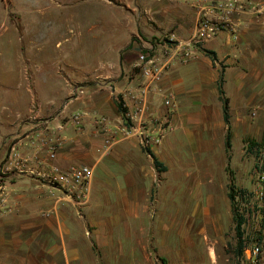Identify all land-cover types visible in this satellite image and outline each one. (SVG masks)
Listing matches in <instances>:
<instances>
[{"label": "rangeland", "instance_id": "374dc122", "mask_svg": "<svg viewBox=\"0 0 264 264\" xmlns=\"http://www.w3.org/2000/svg\"><path fill=\"white\" fill-rule=\"evenodd\" d=\"M108 1L0 0V108L13 109L16 113L26 110L33 93L46 102L58 100L67 92V78L76 77L78 70L92 73L103 63L114 62L119 54L117 47L127 40L128 30L126 16L119 9L111 8ZM122 1L114 0L117 4ZM200 4L202 0H198L199 7ZM152 44L161 47V51L143 49L145 59L140 56L143 75L148 60L153 59L164 75L172 57L179 56L178 62L184 65L194 56L192 47H200L203 43L194 44L192 37L176 41L168 35L153 39ZM185 49L191 51L190 58H184ZM220 67L221 72L225 66ZM29 69L38 72L35 74L37 84L33 86H29ZM36 87L40 90H35ZM260 87L256 81V97L246 108L249 116L246 124L237 125L232 120L235 137L230 154L224 147L221 152L211 154L209 160L205 154L184 150L170 155L169 163L165 153L166 171L158 170L138 155L139 167H143L145 173L152 169L153 177L150 192L146 191V196L144 191L141 193L149 209L143 217L146 228L143 236L138 232L140 219L124 217L121 204L106 201L102 193L88 212L94 224L89 220L83 206L91 200L93 178L86 193L70 195L47 183L36 172L47 169L51 144L57 145V155L66 144L69 139L63 133L66 125L71 123L77 130H84L87 117L92 120V132L101 139L104 150L110 152L116 148L111 169H119V147L126 138L137 137L140 148L159 152L163 138L174 128L177 98L173 92L165 95L166 112L163 115L155 116L148 126L144 119L140 123L144 126V137L122 132L124 126L137 125L127 116L126 120L115 123L99 112L75 111L65 115L61 125H50L45 121L12 135L1 165H13L12 171H24L25 175L39 178L47 195L57 203H63L64 208L72 207L79 212L96 264H250L245 256L246 249L241 255L238 253V235L228 197V185L233 177L238 187L239 212L247 217L243 238L247 248L253 247L258 244L257 231L262 229L259 264H264V87ZM82 93L83 89L75 92ZM171 93L174 99L167 104L166 98ZM114 97L116 102H126L122 94ZM76 114L79 119L75 118ZM35 117L32 113L26 121L33 122ZM102 119L105 120L102 122ZM184 124L195 132L204 130L203 122L194 120ZM226 129L227 125L223 123L222 129L213 127V132H222L225 136ZM147 134L160 140L149 143L145 138ZM251 140L257 143L253 152L247 151ZM103 163L106 165L104 160L96 171L100 178L104 173ZM3 167L0 174L5 177L10 170ZM113 181L115 184L116 179ZM241 190L251 195L244 199ZM164 191L169 194L168 201L161 200Z\"/></svg>", "mask_w": 264, "mask_h": 264}, {"label": "crops", "instance_id": "0c3cea01", "mask_svg": "<svg viewBox=\"0 0 264 264\" xmlns=\"http://www.w3.org/2000/svg\"><path fill=\"white\" fill-rule=\"evenodd\" d=\"M239 1L244 7L226 15L235 31L222 30L202 44L216 52L217 60L193 46L194 56L187 63L181 65L179 56H174L160 79H150L141 72L143 49L161 51V47L152 44L153 39L161 36L171 35L176 41L191 39L202 14L200 7L205 3L202 0L199 7L198 0H123L120 4L109 0L111 8L119 9L126 16L128 30L127 40L117 47L116 60L103 63L92 73L76 70V77L67 78V92L58 100L46 102L33 93L26 110L16 113L13 109L0 108V169L1 158L15 133L45 121L61 125L63 117L75 111L99 112L118 123L124 117L114 95L122 94L132 111L137 106L130 93L139 96L138 106L148 126L155 116L166 112L165 95L173 92L177 98L174 128L163 138L159 152L151 149L165 170L155 165L147 149L140 148L137 137L126 138L121 143L119 169H111L116 148L110 152L104 150L101 139L92 132L90 117L85 118L84 130H77L71 123L66 125L63 133L69 139L53 161L63 170L81 165L93 168L91 200L83 206L92 223L88 212L102 193L106 201L121 204L124 217L140 219L138 232L145 235L143 217L149 209L141 193L144 191L146 196V191L151 190L153 177L151 168L145 173L139 167L138 155L158 170L166 171L165 153L170 163V155L184 150L205 154L210 160L211 154L224 149V134L213 132V127L222 129L226 123L218 90L221 65L225 66L224 88L230 98L231 126L232 120L237 125L246 124L249 117L246 108L255 101L256 81L260 88L264 87V0ZM223 15L219 10L210 14L215 20ZM59 72L63 74L62 70ZM35 74L38 72L28 70L29 86L37 84ZM78 89H83V93L75 94ZM32 113L35 121H26ZM194 120L203 122L204 130L195 132L184 124ZM104 160L106 165L102 164L105 168L100 178L96 171ZM12 166L3 167L10 170L7 176L0 174V264H96L79 212L72 207L64 208L63 203L47 195L39 178L25 175L24 171H12ZM168 199L169 194L164 191L161 200Z\"/></svg>", "mask_w": 264, "mask_h": 264}, {"label": "built area", "instance_id": "2783aa9c", "mask_svg": "<svg viewBox=\"0 0 264 264\" xmlns=\"http://www.w3.org/2000/svg\"><path fill=\"white\" fill-rule=\"evenodd\" d=\"M201 7L202 14L198 20L195 32L192 36V42L194 44H202L212 38H214L219 32L225 29L233 30L230 21L226 15L235 11L238 7L243 8L244 6L239 0H203ZM224 12V15L217 20L213 19L210 14L217 11ZM235 31V30H233ZM191 51L185 49L184 58H190ZM145 59V55H142ZM143 70L144 76L150 79H160L162 77V71L154 64V60H148L145 64ZM131 98L135 101V107L132 111L127 109L126 116L132 121L137 122V125L124 126L122 132L126 135H131L135 133L140 137H144L145 131L144 126L140 124L143 122L142 111L140 106H138L139 96L131 93ZM174 99V94L171 93L166 98V103L171 104ZM122 105L127 108L128 104L126 102ZM76 119H79V114L74 115ZM36 118V117H35ZM105 119H102V122ZM147 142L153 143L160 140L151 134L145 135ZM15 148V147H13ZM57 158V145L51 144L49 146V163L47 164V169L39 170L36 173L39 174L47 183L56 185L57 187L66 190L70 195L76 193H86L89 190L91 180L93 178V168L89 165H81L72 167L70 170H63L54 161ZM34 172V170H31ZM261 246L259 244L247 248L245 251V256L249 260L250 264H259L260 262Z\"/></svg>", "mask_w": 264, "mask_h": 264}, {"label": "trees", "instance_id": "16d2710c", "mask_svg": "<svg viewBox=\"0 0 264 264\" xmlns=\"http://www.w3.org/2000/svg\"><path fill=\"white\" fill-rule=\"evenodd\" d=\"M131 46H132V43L128 47H131ZM200 49L203 52H205V54L212 57L214 60H217V55H216L215 51L208 49L206 47H203L202 45H200ZM224 84H225L224 69H222L220 72L219 80H218V90H219L220 99L222 101L223 117H224V120L227 124V130H226V135H225V147H226L227 153L230 154V151L232 149V126H231V113H230V98L226 94ZM117 104H118L119 110L121 111L124 119L126 120L127 108H125L122 105V102L120 100L117 101ZM254 146H257V143H255L254 140H251L248 143L247 151L250 152V150H251V152H253ZM147 151L153 157L155 165L160 170H165L166 167L158 159V157L155 155V153L151 149H147ZM228 188H229L228 197H229L231 204H232V212H233V218H234V222H235V230H236V233L238 235V246H239L238 247V253L241 255L243 253V251L245 249H247V243H245V239L243 238L244 233H245L244 225L247 222V217L244 213L239 212L237 202H236L237 197L239 195L238 187H237V185L235 183V179L233 177H231V179H230V183L228 185ZM241 192L243 193L241 195V197H243L244 199L251 195V193H248L245 190H241ZM257 232H258V236L256 239L258 241V244H260V242H262V240H263L262 229L258 230Z\"/></svg>", "mask_w": 264, "mask_h": 264}]
</instances>
